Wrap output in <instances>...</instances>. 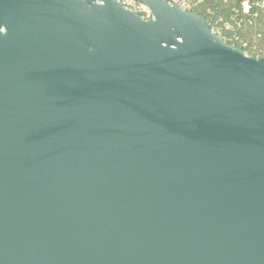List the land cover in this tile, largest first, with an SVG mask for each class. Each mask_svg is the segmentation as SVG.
<instances>
[{"label":"water","instance_id":"water-1","mask_svg":"<svg viewBox=\"0 0 264 264\" xmlns=\"http://www.w3.org/2000/svg\"><path fill=\"white\" fill-rule=\"evenodd\" d=\"M134 1L0 0V264H264V55Z\"/></svg>","mask_w":264,"mask_h":264},{"label":"trees","instance_id":"trees-1","mask_svg":"<svg viewBox=\"0 0 264 264\" xmlns=\"http://www.w3.org/2000/svg\"><path fill=\"white\" fill-rule=\"evenodd\" d=\"M210 21L216 34L248 55H264V0H183ZM141 14L146 17L145 12ZM147 18V17H146Z\"/></svg>","mask_w":264,"mask_h":264},{"label":"rangeland","instance_id":"rangeland-1","mask_svg":"<svg viewBox=\"0 0 264 264\" xmlns=\"http://www.w3.org/2000/svg\"><path fill=\"white\" fill-rule=\"evenodd\" d=\"M173 1L179 2L185 8L188 7L186 1H183V0H173ZM122 2H124L127 5V8L140 11V13L145 12L147 18L152 16L150 14L151 12H150L149 8L140 2H137L134 0H122Z\"/></svg>","mask_w":264,"mask_h":264},{"label":"built area","instance_id":"built-area-1","mask_svg":"<svg viewBox=\"0 0 264 264\" xmlns=\"http://www.w3.org/2000/svg\"><path fill=\"white\" fill-rule=\"evenodd\" d=\"M173 1V0H172ZM175 2V1H174ZM179 3V2H178ZM182 6V5H181ZM185 8V7H184Z\"/></svg>","mask_w":264,"mask_h":264}]
</instances>
